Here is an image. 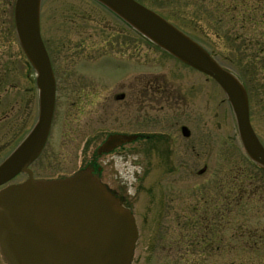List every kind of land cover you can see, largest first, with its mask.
Masks as SVG:
<instances>
[{
  "label": "rangeland",
  "instance_id": "374dc122",
  "mask_svg": "<svg viewBox=\"0 0 264 264\" xmlns=\"http://www.w3.org/2000/svg\"><path fill=\"white\" fill-rule=\"evenodd\" d=\"M14 1L0 0V63L6 59L9 75L21 84L22 77L35 71L15 32ZM138 1L193 37L246 84L252 125L264 140V24L254 22L255 15L250 20H244L247 15H216L214 0ZM219 19L222 23L216 24ZM79 27L125 28L96 0H41L40 30L49 53L60 49L71 28ZM227 31L232 41L225 37ZM138 62L141 80L165 83L173 95L164 101L141 94L134 128L164 140L150 144L140 138L96 159L103 167L102 180L123 193L135 212L141 234L131 264H264V170L246 155L224 91L213 78L141 34ZM130 71L123 72L124 79ZM3 98L0 91V110ZM18 111L13 107V123ZM35 118L29 119L28 129ZM76 118L57 113L31 164L36 175L71 173L97 154L109 131L103 118L93 113L90 128H84L83 116L76 126ZM156 240L158 247L151 251Z\"/></svg>",
  "mask_w": 264,
  "mask_h": 264
},
{
  "label": "water",
  "instance_id": "95a60500",
  "mask_svg": "<svg viewBox=\"0 0 264 264\" xmlns=\"http://www.w3.org/2000/svg\"><path fill=\"white\" fill-rule=\"evenodd\" d=\"M96 1L179 61L213 78L230 103L246 155L264 167V146L250 122L247 91L236 74L138 0ZM40 4L41 0H15L13 7L19 44L35 71L38 114L23 140L0 163V184L18 171L28 172L25 181L0 189L1 254L8 264H131L138 236L134 214L91 167L56 178H34L28 167L46 142L55 97L53 69L40 31ZM181 132L189 135L185 125ZM136 137L110 134L96 153Z\"/></svg>",
  "mask_w": 264,
  "mask_h": 264
},
{
  "label": "flooded vegetation",
  "instance_id": "af4514ba",
  "mask_svg": "<svg viewBox=\"0 0 264 264\" xmlns=\"http://www.w3.org/2000/svg\"><path fill=\"white\" fill-rule=\"evenodd\" d=\"M108 11L110 10L108 9ZM110 15H114L120 20V23L124 25L125 28L118 27L107 30L101 28H71L69 30L70 36L66 39L67 41L65 43L62 42V44L58 46L60 49L57 50V52L53 54L52 52L49 53L45 45L55 80V97L50 130L51 127L54 126L53 120L55 121V116L59 112L63 111L67 112V115L77 116V118L73 120L76 126L80 121V117L83 116L84 128H90L92 114L99 112L103 118V123H105L104 125L106 127H104L109 130L105 134L103 140L113 133L137 134L134 140L125 142L109 152L96 154L94 156L91 155L86 163L77 169L91 167L93 173L98 174L101 180L103 167L99 165L96 160L98 155L119 150L127 144L138 141L140 138H145L150 144L161 141L159 139H162L159 137L161 135L143 134L134 128L138 126L139 122L140 95L142 94L143 98L148 95L149 99H160L164 101L171 100V96L173 95L172 88L168 87L169 85L167 86L165 83L148 77H144L141 80L138 72L140 33L114 12L110 11ZM6 61L5 59L0 63V91H2L4 97L3 108L0 110V123L2 122V124H0V163L23 140L34 124L38 114V87L36 85L35 74L33 76L27 75L22 77L23 82L21 84H16L13 81L14 77L9 75L10 70L9 67L6 66ZM129 70H131L130 77L128 75L124 79L123 72H129ZM242 83L248 95L247 86L244 82ZM15 106L19 111L15 116L17 120L13 123L12 113L13 107ZM34 114H36V118L28 129V121ZM249 117L252 124L251 118L253 120V116L250 103ZM110 122L116 123V125H114L116 127L108 128V123ZM124 124L132 128L124 129L122 128ZM254 125H252L253 129ZM254 131L256 133L255 129ZM260 137L262 138L261 135ZM259 140L261 141L263 138H259ZM261 143L264 146V142L261 141ZM33 161L28 167L31 169L34 178L63 177L77 171L74 170L71 173H63L62 175L52 177L36 175L31 167ZM255 164L264 170L263 166L257 163ZM27 178V171H18L0 184V189L9 184L21 183ZM102 181L105 183L104 180ZM105 184L123 201V203L131 208L137 225L138 222L133 207L130 206L126 198H124V194L115 191L107 183ZM137 230L138 236L135 248L139 235L141 234L139 225H137ZM157 240L153 242L151 251H156L158 247ZM254 242L257 243L256 240H254ZM254 242L252 244H255ZM0 264H8L1 254V251Z\"/></svg>",
  "mask_w": 264,
  "mask_h": 264
},
{
  "label": "trees",
  "instance_id": "16d2710c",
  "mask_svg": "<svg viewBox=\"0 0 264 264\" xmlns=\"http://www.w3.org/2000/svg\"><path fill=\"white\" fill-rule=\"evenodd\" d=\"M214 1L216 3L214 7V10L217 11L216 15H247L245 17L243 16L244 20L247 19L250 20V18H254L255 15V19L253 21L260 25L264 24V0H214ZM193 15H198V14H195L194 12ZM256 15H259V18H257ZM222 21H223L222 19H219L217 20L216 24L222 23ZM216 28H219L218 25H216ZM225 37L230 41H232L230 31H227V33H225Z\"/></svg>",
  "mask_w": 264,
  "mask_h": 264
}]
</instances>
